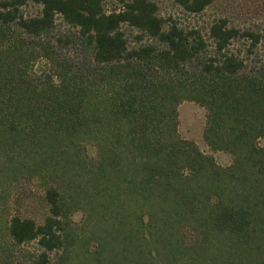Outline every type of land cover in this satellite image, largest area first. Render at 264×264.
<instances>
[{"label": "trees", "instance_id": "1", "mask_svg": "<svg viewBox=\"0 0 264 264\" xmlns=\"http://www.w3.org/2000/svg\"><path fill=\"white\" fill-rule=\"evenodd\" d=\"M117 1L0 0V194L37 180L45 206L7 235L28 264H264L262 34ZM184 99L227 164L178 133Z\"/></svg>", "mask_w": 264, "mask_h": 264}, {"label": "rangeland", "instance_id": "2", "mask_svg": "<svg viewBox=\"0 0 264 264\" xmlns=\"http://www.w3.org/2000/svg\"><path fill=\"white\" fill-rule=\"evenodd\" d=\"M157 6V13L170 16L179 25L193 27L198 31H207L209 23L224 17L229 25L240 29L248 28L262 34L258 51L264 50V0H211L209 5L197 13H189L172 0H152ZM106 11L119 7L117 0H102ZM25 11H33L35 6L29 4ZM129 31V30H127ZM135 31V30H132ZM233 45H236L234 41ZM204 124V109L193 101L181 100L177 104V131L182 137L193 140L204 152L212 154L219 164H227L230 156L209 148L203 141L201 132ZM264 145V136L258 138ZM41 188L37 180L19 179L11 181L7 189L0 194V264H28L29 254H34L35 241L15 244L6 233L5 220L11 214L29 215L39 221L45 211L41 197ZM6 201L4 204L2 200ZM80 211L71 214L72 224H78Z\"/></svg>", "mask_w": 264, "mask_h": 264}]
</instances>
